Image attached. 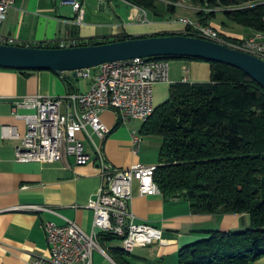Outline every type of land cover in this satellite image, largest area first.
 Instances as JSON below:
<instances>
[{"label":"crops","instance_id":"crops-1","mask_svg":"<svg viewBox=\"0 0 264 264\" xmlns=\"http://www.w3.org/2000/svg\"><path fill=\"white\" fill-rule=\"evenodd\" d=\"M82 3L84 17L77 21V13L70 4L61 0H14L0 24V35L16 40L15 45H36L39 42L75 45L89 39H115L122 35L149 37L180 34L185 30L181 17L199 21L197 11L218 14L208 23L220 34L230 38L249 37L253 30L231 22L221 13L222 8L193 5L187 0H156L159 14L133 5L127 0H78ZM174 4V8L168 7ZM252 4L248 2L246 5ZM178 12V13H177ZM228 23V28L222 22ZM71 42L75 44H70ZM211 65L203 60L169 59L168 81L154 86L156 106L169 97L170 85L177 82H207ZM72 73V72H70ZM67 74V75H70ZM73 75V74H72ZM73 90L85 92L90 80L76 76ZM70 88L50 70H34L29 74L0 67V124L14 126L23 135L27 128L19 115L34 113L29 107H16L14 101L22 96L44 94L63 96ZM102 120L110 127L102 140L96 139L108 160L117 167H129L136 162L158 163V143L155 156L148 155L151 139L142 138L138 154L131 150V134L139 132L143 122L129 119L116 126L119 120L114 111L105 110ZM83 137V135H81ZM16 139L0 138V264H27L34 255H49L44 224L48 221L64 224L67 220L77 223L84 231L93 229V210L100 186L97 163L69 165L62 162H19L15 160ZM86 150L92 154L93 146L85 140ZM22 205H40V211L20 210ZM132 212L138 221L148 222L162 229L164 243L135 247L126 260L130 264H178L179 250L198 240L209 237L213 230L230 231L248 226L247 214H195L183 196L164 198L162 193L140 195L138 184L133 185ZM102 248L93 252L94 264H117L109 251L121 247L120 239L105 241ZM253 264H264V256Z\"/></svg>","mask_w":264,"mask_h":264},{"label":"trees","instance_id":"trees-1","mask_svg":"<svg viewBox=\"0 0 264 264\" xmlns=\"http://www.w3.org/2000/svg\"><path fill=\"white\" fill-rule=\"evenodd\" d=\"M159 14L156 0H127ZM177 1V0H170ZM193 5L221 7V13L235 24L264 34V0H187ZM248 2L252 4L246 5ZM168 7L174 8V4ZM209 24L216 11L196 12ZM222 25H228L226 21ZM180 34L194 36L189 28ZM226 40L238 42L223 34ZM134 38L89 39L71 46H87ZM139 38V37H137ZM18 45V44H17ZM22 46V45H20ZM24 46V45H23ZM58 48L39 42L29 45ZM158 58V57H152ZM166 59L203 60L211 65L207 82H177L169 97L156 106L139 133L161 138L157 169L153 179L163 197H185L195 214H247L250 225L242 230L209 232V237L182 247L178 264H253L264 256V89L234 66L190 56ZM12 69V68H7ZM24 74L34 70L14 69ZM62 77L68 92L76 77ZM116 122V126L121 124ZM99 243L119 239L99 232ZM117 264H130L122 247L109 251Z\"/></svg>","mask_w":264,"mask_h":264},{"label":"built area","instance_id":"built-area-1","mask_svg":"<svg viewBox=\"0 0 264 264\" xmlns=\"http://www.w3.org/2000/svg\"><path fill=\"white\" fill-rule=\"evenodd\" d=\"M61 3L72 5L77 13V21L82 22L84 9L80 1L61 0ZM13 5L14 0H0V24ZM179 21L194 36L225 45V39L214 26L186 17H181ZM238 40L240 48L233 49L264 60L262 36L250 35ZM15 42L10 36L0 35L1 44L15 45ZM58 46L63 48L69 44L60 42ZM76 73L78 77L90 80L85 92H69L63 96L26 95L14 101L16 107L35 110L31 114L17 116L26 123L25 134L21 135L14 126L0 124V138L19 140L15 146L16 161H58L66 165H69V159H73L76 165L95 161L100 177L96 200L91 207L92 231H84L72 220L64 224L46 222L44 230L49 255H34L27 264H94L95 250L108 257L97 239L99 232L114 234L127 246L145 247L165 242L162 229L138 221L130 206L135 181L140 195L160 192L153 179L157 164L136 162L129 167H117L108 160L95 137L102 140L111 130L101 118L105 110L114 111L123 122L138 119L144 123L149 119L156 108L154 86L158 82L168 81L169 59L158 57V62H150V58L138 57L106 62L77 70ZM59 97H67L68 107H60ZM85 140L93 146L92 154L86 150ZM141 144V134L133 131L131 150L134 154L139 153ZM17 208L26 211L43 209L40 205Z\"/></svg>","mask_w":264,"mask_h":264},{"label":"water","instance_id":"water-1","mask_svg":"<svg viewBox=\"0 0 264 264\" xmlns=\"http://www.w3.org/2000/svg\"><path fill=\"white\" fill-rule=\"evenodd\" d=\"M190 56L239 68L264 89V60L221 43L184 34L154 35L87 46L39 48L0 43V67L57 75L133 58Z\"/></svg>","mask_w":264,"mask_h":264},{"label":"bare ground","instance_id":"bare-ground-1","mask_svg":"<svg viewBox=\"0 0 264 264\" xmlns=\"http://www.w3.org/2000/svg\"><path fill=\"white\" fill-rule=\"evenodd\" d=\"M195 22H200V21H195ZM251 35L262 36L264 38V34L259 31H254ZM225 45L230 46L231 48H240V41L233 42V41L225 39ZM150 62H158V58H150ZM59 104H60V107H68L67 97H59ZM121 247L126 252H131L135 248V246H127L126 244H122V242H121Z\"/></svg>","mask_w":264,"mask_h":264},{"label":"rangeland","instance_id":"rangeland-1","mask_svg":"<svg viewBox=\"0 0 264 264\" xmlns=\"http://www.w3.org/2000/svg\"><path fill=\"white\" fill-rule=\"evenodd\" d=\"M178 13V12H177ZM236 26H240V25H236ZM225 28H228V26L227 25H225L224 26ZM143 138V137H142ZM145 139H151V140H149V141H152V143L150 142H146V143H144L143 144V146L141 147L142 148V151L144 150V145H147V146H145V147H147V152H148V155H152V156H155V146H156V144L155 143H158V146H160V142H161V138L159 137V136H156V135H153V136H145L144 137ZM159 151V150H158ZM159 153V152H158ZM157 153V154H158ZM157 154H156V156H157ZM247 219H248V222H250V220H249V216L247 217ZM250 225V224H249ZM248 225V226H249ZM247 225L246 226H242V227H240L238 230H242V229H245V228H247L248 227ZM118 240V239H117ZM134 250V249H133Z\"/></svg>","mask_w":264,"mask_h":264}]
</instances>
